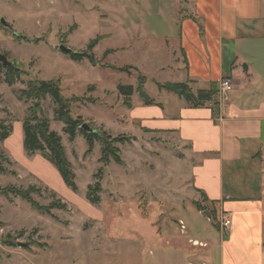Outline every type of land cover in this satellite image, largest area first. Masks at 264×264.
<instances>
[{
  "label": "rangeland",
  "instance_id": "1",
  "mask_svg": "<svg viewBox=\"0 0 264 264\" xmlns=\"http://www.w3.org/2000/svg\"><path fill=\"white\" fill-rule=\"evenodd\" d=\"M171 3L0 0V23L3 20L6 25L0 24V55L22 73L8 86L6 71L0 72V124L10 128L6 139L12 135L4 148L8 147L7 153L15 161L10 163L0 150L2 166L14 173H0V264H142L145 254L138 232L151 234V229L161 227L160 222L173 223L179 230L171 205L181 196L187 199L191 168L175 161L184 158L177 148L167 147L161 157L144 144L129 146L126 138L132 130H139L127 123L125 106L129 100L118 92V85L131 86L134 93L130 101L136 104L139 86L155 99L159 90L153 81L176 82L171 74L158 70L163 58L157 54L162 44L157 34L163 25L156 26V32L154 29L158 20L171 18ZM144 28L154 32L148 31L149 37L144 38ZM96 39L91 51L95 64L87 58L74 61L59 50L63 45L72 53H87ZM144 43L146 51L141 49ZM40 82H59L64 97L80 98L72 108V117H80L90 134L124 139L113 144L120 165L113 159L101 163L100 141L87 154L89 147L80 131L71 140L56 118V105L50 96L39 99L38 116L58 135L76 191L65 185L57 168L40 154H22L20 158L17 146H23L22 125L33 105L22 93L28 92L31 83ZM96 182L101 190L95 194L97 205H92L87 193ZM32 187L31 198L38 205L61 203L64 208L42 213L9 189L6 194L2 191ZM128 232L133 233L130 240Z\"/></svg>",
  "mask_w": 264,
  "mask_h": 264
},
{
  "label": "crops",
  "instance_id": "2",
  "mask_svg": "<svg viewBox=\"0 0 264 264\" xmlns=\"http://www.w3.org/2000/svg\"><path fill=\"white\" fill-rule=\"evenodd\" d=\"M169 13L154 26L156 32L163 25L158 70L176 78L164 84L184 83L196 93L229 78L233 92L221 107L213 101L194 108L153 81L157 98L145 94L155 105L140 98L125 104L127 123L139 130L126 138L129 146L144 144L161 157L167 147L177 148L184 158L175 161L191 168L187 199L171 205L185 230L160 222L151 234L138 232L148 254L141 263L264 264V0H172ZM143 31L144 38L154 32ZM11 137L0 150L14 164L4 148ZM17 148L20 158L26 154L22 143ZM223 215L231 221L228 231L221 227Z\"/></svg>",
  "mask_w": 264,
  "mask_h": 264
},
{
  "label": "trees",
  "instance_id": "3",
  "mask_svg": "<svg viewBox=\"0 0 264 264\" xmlns=\"http://www.w3.org/2000/svg\"><path fill=\"white\" fill-rule=\"evenodd\" d=\"M97 40L98 39L92 41L89 44L87 53H72L70 55L71 59L74 61H80L83 58H87L91 64H95V59L91 51L95 47ZM15 65L16 64L13 63L11 66L5 68L0 63V72L2 70L6 71L4 81L8 86H12L16 82V78H18L20 74H22L16 69ZM109 68L114 69L112 67ZM119 71L123 72L125 71V69H120ZM143 80L144 79H141V82H143ZM1 81L2 79L0 77V83ZM160 88H163L166 91L176 95L177 97L182 98L194 108L205 107L208 103H212L213 101H215L214 97L217 92V88L215 89L213 85H211L210 89H208L207 91H197L196 93H193L188 87V85L184 83L164 84ZM118 92L121 96L128 100L133 95L134 89L131 86L118 85ZM136 92L139 95V98L143 100L145 105H155L154 101H152L143 91V86H139ZM22 95L26 96L27 99L33 100V105L29 108L28 111V114L30 115L24 120L22 125L24 134L23 149L27 156L40 154L48 161H50L57 168L67 187L71 188L73 191H76L77 189L73 181V175L69 170V163L66 159L64 150L60 144V139L56 133L50 131L48 122L38 116V113H40L41 111L39 99L42 100L46 96H50L53 99V102L56 105V110L54 112L56 114V118L59 122H62L64 124L63 132L65 134H68L71 140L75 138L77 131H80L89 147L86 152L87 154L91 153V151L93 150L94 143L96 141H100L102 145V156L100 160L101 163L106 164L109 162L110 159H113L116 164H121V160L118 157V150L113 147V144L121 143L124 139H110L109 137L104 136L103 134L100 136V134H89L83 132L81 126L84 124V122L82 121V119L80 117L73 119L72 117V108L74 104L80 101V98L76 96L70 98L64 97L59 82H40L38 84L31 83L29 85L28 92H24L22 93ZM214 105H216L215 102ZM9 131L10 128H6L4 125L0 124V142L4 141L8 137ZM0 173L14 175V173H8V171L4 169L1 161ZM101 174L102 170H100L96 176L100 178ZM8 189L10 190V192L15 193L17 196H20L32 208L36 209L39 212L50 214V210L52 209L64 208V205H61V203L51 204L50 206L42 207L36 202L32 201L31 192L32 190H34L33 187L32 189L29 188L26 191H14L11 188L3 189L2 191H4L6 194V192H9ZM100 190V184L97 182L93 186L89 187L87 193V200L92 205H97L98 198L95 194L97 191ZM195 206L198 211L203 212L206 210L198 203H196ZM214 226H217V224H215Z\"/></svg>",
  "mask_w": 264,
  "mask_h": 264
},
{
  "label": "built area",
  "instance_id": "4",
  "mask_svg": "<svg viewBox=\"0 0 264 264\" xmlns=\"http://www.w3.org/2000/svg\"><path fill=\"white\" fill-rule=\"evenodd\" d=\"M233 92V83L229 78H223L217 87V92L215 95V103L217 107H221L224 103H226L229 99L230 94ZM182 231L185 230V227L182 223H179ZM231 221L228 215H223L221 217V227L224 231H228L230 229ZM190 243L194 247H205L204 244H200L196 241L190 240Z\"/></svg>",
  "mask_w": 264,
  "mask_h": 264
},
{
  "label": "water",
  "instance_id": "5",
  "mask_svg": "<svg viewBox=\"0 0 264 264\" xmlns=\"http://www.w3.org/2000/svg\"><path fill=\"white\" fill-rule=\"evenodd\" d=\"M1 25L6 26L5 23L3 22V20H1ZM59 50L64 53V54H68L71 55L72 51H70L69 49L65 48L63 45L60 46ZM0 63L3 65V67H9L11 66L13 63L9 62L6 57H4L3 55H0ZM81 129L83 130V132L85 133H91V129L87 126V125H82Z\"/></svg>",
  "mask_w": 264,
  "mask_h": 264
}]
</instances>
